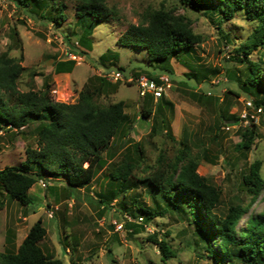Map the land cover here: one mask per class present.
<instances>
[{"label": "rangeland", "instance_id": "1", "mask_svg": "<svg viewBox=\"0 0 264 264\" xmlns=\"http://www.w3.org/2000/svg\"><path fill=\"white\" fill-rule=\"evenodd\" d=\"M79 3L54 0L53 9L48 8L46 18H42L31 10V4L19 7L16 0H0V55L15 59L22 56L23 71L17 89H48L53 100L74 103L86 85L93 89L98 86L97 79L117 86L114 91H103L105 95L99 102L122 101L129 130L123 134V125L107 152L102 153L104 166L113 169L129 158L138 166L133 174L141 177L158 168L159 158H164L159 167L165 170L164 163L181 159L185 151L178 169L188 159L196 162L197 174L221 192L218 212L224 213L237 203L246 205L250 197L244 191L242 178L249 165L260 161V173L264 175V115L256 123L247 117L255 126L252 145L247 151L238 150L243 140L240 134L249 128L242 118L244 110L246 115H254L245 100L259 99L261 94L256 95L250 87L246 88L249 94L244 92L245 55L237 54L235 49L252 37L256 23L249 21L242 9L231 20H223L220 9L196 12L179 0H103L114 10L113 16L86 30L84 25L90 17L81 22L75 17ZM160 10L183 18L181 23L198 38L192 48L173 55L169 61L174 73L172 86L162 100L169 101L172 108L162 100L156 103L149 96L139 97L134 79L152 71L147 66V52L117 43L130 25L142 20L147 24L143 17ZM59 12L57 20L63 19L57 24L53 17ZM224 36L229 40L225 41ZM247 58L259 64L264 78V48L258 47ZM68 61L74 63L70 72L56 71L58 62ZM200 71L205 79L199 74L194 76ZM111 73H119L122 80L114 81ZM190 75L193 76L188 79ZM0 96L2 100L7 98L2 91ZM144 109L152 112L147 118L141 116ZM34 126L32 123L17 131L0 130V170L19 167L25 160V149L36 148V137L31 133ZM226 126L228 131L224 130ZM136 145L142 149L143 160L137 158ZM108 169L98 171V178L87 188L71 192L65 177H44L28 190L32 198L28 206L12 200L0 188V255L16 253L30 228L40 221L46 232L39 242L42 252L62 264H217L208 255L187 208L177 211L171 191L165 188L153 189L146 182L130 178L123 191L113 189L110 205L103 209L97 206L96 199L109 189ZM263 209L264 191L247 214L256 215ZM125 214L145 219L147 214L152 216L147 223L136 224L127 221ZM120 224L123 228L117 232L116 225ZM236 227L241 229L242 224ZM154 234L168 242L175 258L161 260L157 247L148 241Z\"/></svg>", "mask_w": 264, "mask_h": 264}, {"label": "trees", "instance_id": "2", "mask_svg": "<svg viewBox=\"0 0 264 264\" xmlns=\"http://www.w3.org/2000/svg\"><path fill=\"white\" fill-rule=\"evenodd\" d=\"M79 1L80 3L75 6V17L78 22L83 21L86 16L90 17L89 23L84 25L86 30L93 29L96 23L114 14V10L108 8L103 0ZM179 1L201 13L220 9L223 20H231L234 14L242 9L247 19L256 23L252 37L243 46L235 49V52L245 55L244 92L247 93L246 88L250 87L254 89V93L256 91V95L261 94L259 99L253 100V105L255 108L260 107L264 115L263 70L258 63L247 58L258 47L264 48V0ZM28 4L32 5L31 10L33 9L38 16L46 18L47 9H53L54 0H16V5L19 7H26ZM59 15L60 12L53 17L57 24L63 19L61 17L60 21L57 20ZM143 18L147 24H143L142 20L137 25H130L120 35L117 43L122 47L146 50L150 63L147 66L152 70L146 75L148 78L158 80L164 74L171 77L174 74L169 65L172 56L192 48L198 38L185 28V24L181 23L183 18L178 19L168 11H156L151 16L146 15ZM218 24L221 25L222 22L219 21ZM224 39L229 40L226 36ZM21 60L22 56L15 59L10 58L8 54L0 55V91L7 96L6 100H2L0 96V121L3 125L0 126V130L17 131L34 123L31 133L36 137V148L25 149L26 157L19 167L9 166L0 170V188L12 200L22 206H28L32 203L28 190L44 177L55 180L60 176L65 177L66 188L70 192L73 189L81 190L90 186L98 178V171L101 173L107 171L108 165L104 166L102 153L107 152L123 125H126L122 129L123 134L129 130L127 127L129 120L124 112L125 106L122 101L109 104L99 102L101 95H105L103 91H114L117 87H113L102 79H97L99 84L94 89L86 85L79 92L74 103L53 100L48 89L43 92H20L17 89V80L23 71ZM73 65L72 61L58 62L56 71L70 72ZM197 74L205 79L201 71L194 72V76ZM192 76L187 78L190 79ZM208 100L212 101L210 97ZM162 101L169 107H173L169 101ZM160 109L161 107L157 110ZM151 113L150 110L144 109L141 116L147 118ZM223 120L228 121V119ZM254 127V124H250L249 128L243 129L240 134L243 140L237 146L238 150L250 149ZM124 137L123 135L122 139ZM135 152L138 160H143L139 145H136ZM184 154L185 151H182L181 159L177 157L171 163H164L165 170L159 167L163 166L164 158H159L158 168L141 177L133 174L138 166L132 159L126 157L127 159L117 165L116 169H108L109 189L102 196L98 194L99 198L95 203L103 209L105 205H108L109 200H114V190L123 191L125 183L130 178L146 182L152 185L153 189L165 188L171 191V197L175 199L172 203L177 211L184 206L187 208L195 230L202 236L205 249L215 263L264 264V209L256 215L247 214L248 208L261 199L264 191V175L260 173L261 162L251 163L242 178L244 191L250 197L248 203L231 205L224 213H220L217 208L221 192L197 174L196 162L188 159L178 169V164L184 160ZM2 202L0 200V210L3 206ZM124 216H130L133 219L141 217L131 214ZM150 216L152 214H147L146 219L141 217L144 220L143 223H147ZM238 223L242 224L241 229H237ZM45 233L40 221L35 223L16 253L0 255V264H62L60 260L49 258L48 254L42 252L39 242ZM148 241L157 247L162 261L176 257L175 251L168 242L157 239L155 234L150 236Z\"/></svg>", "mask_w": 264, "mask_h": 264}, {"label": "built area", "instance_id": "3", "mask_svg": "<svg viewBox=\"0 0 264 264\" xmlns=\"http://www.w3.org/2000/svg\"><path fill=\"white\" fill-rule=\"evenodd\" d=\"M111 76L113 77L114 81L122 80V78H120L119 73H111L110 77ZM134 85L136 86V89H137V92L140 98H145L149 96L153 100V102H157L159 99L165 96L167 94V90L170 89V87L172 86L171 77L168 76L167 74L161 75L158 78V80H153V79L148 78L147 76L140 75L139 77L134 79ZM246 105L248 108H252V111L254 112V115L250 116V115H246L245 110H244V115L242 118H244L245 120L244 124L249 127L250 124H249V121L247 120V117H250V119H252L256 123L259 117L262 115L263 111L260 107L255 108L253 105V101L249 99L245 100V106ZM229 129L230 128L227 126L224 128V130H227V131ZM125 217L127 221H129L130 223L143 224V221H144L141 217L137 219H133L130 216H125ZM122 228H123L122 224L116 225L115 230L117 232H120Z\"/></svg>", "mask_w": 264, "mask_h": 264}]
</instances>
